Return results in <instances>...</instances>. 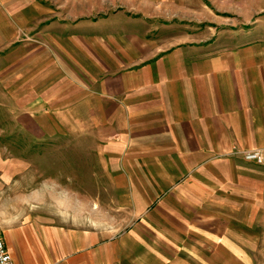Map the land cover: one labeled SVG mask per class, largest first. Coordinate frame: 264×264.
Listing matches in <instances>:
<instances>
[{"label": "crops", "instance_id": "0c3cea01", "mask_svg": "<svg viewBox=\"0 0 264 264\" xmlns=\"http://www.w3.org/2000/svg\"><path fill=\"white\" fill-rule=\"evenodd\" d=\"M240 2L0 0L18 125L93 182L72 217L0 228L15 264H264V165L243 155L264 152V40L228 28Z\"/></svg>", "mask_w": 264, "mask_h": 264}, {"label": "rangeland", "instance_id": "374dc122", "mask_svg": "<svg viewBox=\"0 0 264 264\" xmlns=\"http://www.w3.org/2000/svg\"><path fill=\"white\" fill-rule=\"evenodd\" d=\"M224 6L227 11L223 16L228 28L237 24L238 31L250 34L244 37L246 42L264 40V0H242L236 5ZM231 7L234 8L231 10ZM211 8L221 7L212 5ZM234 9L242 20L234 17ZM9 65L0 64V74ZM9 88L10 85L0 83V94L4 92L0 95V228L11 219L29 216L41 219L53 216L60 220L69 207L72 212L67 216L72 217L75 205L80 204V198L73 195L79 193L78 188H91L93 182L75 180V149L60 151V139L65 140L63 136L42 138L25 129L22 123L18 125L10 97L5 92ZM73 137L67 138L72 146ZM84 199L90 201V198ZM86 215H91L90 208ZM98 217L99 220L107 219L102 213ZM121 219V214H114L115 221Z\"/></svg>", "mask_w": 264, "mask_h": 264}, {"label": "built area", "instance_id": "2783aa9c", "mask_svg": "<svg viewBox=\"0 0 264 264\" xmlns=\"http://www.w3.org/2000/svg\"><path fill=\"white\" fill-rule=\"evenodd\" d=\"M247 161L264 165V152L262 150H247L243 152ZM0 264H15L8 250L3 232L0 230Z\"/></svg>", "mask_w": 264, "mask_h": 264}]
</instances>
